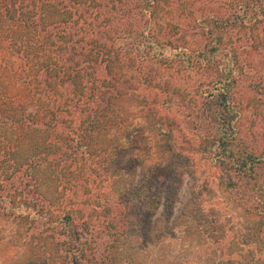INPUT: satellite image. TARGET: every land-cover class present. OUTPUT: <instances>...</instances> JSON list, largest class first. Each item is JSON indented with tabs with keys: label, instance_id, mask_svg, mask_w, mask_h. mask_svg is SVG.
Segmentation results:
<instances>
[{
	"label": "trees",
	"instance_id": "16d2710c",
	"mask_svg": "<svg viewBox=\"0 0 264 264\" xmlns=\"http://www.w3.org/2000/svg\"><path fill=\"white\" fill-rule=\"evenodd\" d=\"M230 1L195 8L191 0H0V133H20L21 146L11 151L0 140V210L26 222L28 245L55 240L59 229L63 241L43 245L37 264H133L122 258L133 222L142 217L140 228L152 234L158 211L162 220L173 218L183 171L177 168L161 191L158 180L140 202L117 143L141 86L175 94L159 84L167 63L197 74L196 103L178 101L192 119L186 127L198 138V152L223 170L255 178L264 152L238 145L244 123L233 90L243 62L236 41L225 47L224 32L259 27L256 40L264 43V0ZM151 111L158 126L174 132L172 111ZM21 165L30 184L15 188ZM3 168L13 176L9 183ZM108 183L112 198L103 191ZM256 201L264 225L263 193ZM53 209L61 212L57 221ZM195 224L207 230L210 222ZM253 264H264V250Z\"/></svg>",
	"mask_w": 264,
	"mask_h": 264
},
{
	"label": "rangeland",
	"instance_id": "374dc122",
	"mask_svg": "<svg viewBox=\"0 0 264 264\" xmlns=\"http://www.w3.org/2000/svg\"><path fill=\"white\" fill-rule=\"evenodd\" d=\"M191 2L195 8H202L205 3L210 8L231 4L230 0ZM258 28L240 32L230 28L224 36L225 47L229 50L232 42L236 41L240 47L237 50L238 61L243 62L240 61V77L233 90V98L244 123L238 145L254 152H264V43L259 36L258 42L256 40ZM202 44L206 46L207 39ZM162 67L164 75L159 84L172 89L175 94L162 93L159 96L160 93L153 87L141 86V92L134 94L129 108L130 126L117 143L122 145V165L134 171L132 179L137 186L135 195L138 201L148 197L158 180L160 191L167 186L177 168L184 173L183 184L171 220H162L164 212L158 211L155 220L160 221L152 234L140 228L142 217L138 223L135 222L137 225L133 222L135 229L129 235L130 240L125 242L123 263L128 259L133 264H226L230 260L237 262L245 258L247 264H253L264 250L263 218L256 201L261 193L264 198V163L258 167L255 178H250L242 173L223 170L212 162L209 155L199 153L198 138L186 127L192 119L185 118L187 112L178 101L182 99L183 103L188 102V106L196 103L194 95L199 89L197 74H190L185 67L169 63ZM201 80L204 81L203 78ZM206 87L204 85L202 90L205 91ZM142 98L143 104L140 103ZM154 109L160 115L172 111L170 115H175L176 121L173 133H166L167 127L158 126L159 117H154L151 111ZM112 135L114 138L117 134ZM0 137H4L0 140L11 151L21 149L20 133H0ZM116 160L119 158L113 156L110 161L116 165ZM9 170L3 168L2 177L10 178ZM13 174L15 188L21 182L30 184L31 175L26 165H21ZM7 180L6 183H9ZM114 190L110 183L103 188L109 198L114 197ZM52 212V217H57L54 221H57L61 212L58 209ZM203 217L210 222L207 230L195 224ZM52 232L55 240L47 238L36 245H28L26 241L32 234L26 222L8 218L0 210V264H37L38 256L45 254L43 245L63 241L59 229ZM209 232L213 238L208 237ZM51 248H55L53 244ZM58 249L64 251L65 246ZM19 257H26L27 260Z\"/></svg>",
	"mask_w": 264,
	"mask_h": 264
}]
</instances>
